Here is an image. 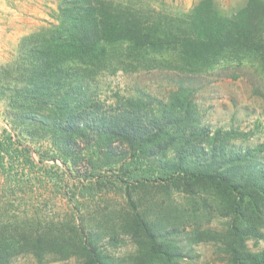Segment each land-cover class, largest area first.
<instances>
[{
    "label": "trees",
    "instance_id": "obj_1",
    "mask_svg": "<svg viewBox=\"0 0 264 264\" xmlns=\"http://www.w3.org/2000/svg\"><path fill=\"white\" fill-rule=\"evenodd\" d=\"M55 18L24 36L17 59L0 67V97H8L21 129L0 133V178L4 194L39 191L43 198L52 185L37 214L51 193L69 209L65 217L3 223L0 264L23 253L38 261L125 264L106 249L122 236L137 245L133 264H182L175 228L139 207L152 189L207 191L224 200V228L195 226L185 235L220 242L228 264H264V248L248 246L264 241V164L256 152L231 149L234 131L199 128L185 83L166 101L139 96L116 104L91 87L101 73L155 67L204 74L253 62L264 74V0H249L231 15L213 0L180 12L155 0H61ZM120 192L127 205L118 220L111 209L82 207V199L97 206Z\"/></svg>",
    "mask_w": 264,
    "mask_h": 264
},
{
    "label": "rangeland",
    "instance_id": "obj_2",
    "mask_svg": "<svg viewBox=\"0 0 264 264\" xmlns=\"http://www.w3.org/2000/svg\"><path fill=\"white\" fill-rule=\"evenodd\" d=\"M61 0H0V67L14 62L18 57L21 39L47 22H57L55 16ZM163 3L173 11H188L200 0H155ZM215 7L225 15H231L244 7L249 0H213ZM185 83L193 90L197 108L200 112V127L213 135L217 129L234 131L236 137L229 147L240 153L253 151L257 162L264 164V74L253 62L229 70L217 68L208 73L197 74L181 69H141L136 72L118 71L114 74L101 73L91 87L96 96L107 104H116L126 97H152L168 100L172 88ZM120 98V99H119ZM154 101V100H153ZM4 130L18 135L20 124L17 123L13 110L9 107L8 97H0V133ZM208 145V142L202 143ZM209 149H206L208 151ZM3 181L0 178V226L5 222L31 221L37 216L47 219L65 217L69 209L67 202L59 193H51L49 205L41 206V213L36 212L37 202L43 200L46 191L54 187L49 185L44 190V197L37 192L24 194L3 193ZM85 210L111 209L112 215L120 216L119 210L127 205L120 193H110L100 199L85 200ZM95 206V207H94ZM139 207L148 211L150 216L160 219L172 229L174 238L184 250L182 264H228L222 244L217 241L194 243L184 231L195 226L220 230L229 221V209L224 200L212 192L202 191L186 194L177 190L164 192L148 190L143 194ZM104 212V211H103ZM264 218V214L262 215ZM106 220V219H105ZM101 227L108 226L103 221ZM1 228V227H0ZM117 227V223L115 225ZM117 243L106 245L107 251L116 259L126 258L125 264L131 263L136 243L128 236L119 237ZM248 246L254 251L264 248V241L250 239ZM50 257V256H49ZM38 261L32 254L23 253L16 256L11 264H68L51 256Z\"/></svg>",
    "mask_w": 264,
    "mask_h": 264
}]
</instances>
